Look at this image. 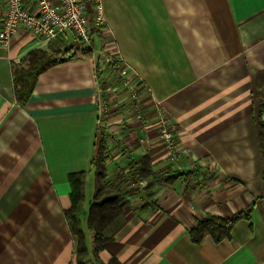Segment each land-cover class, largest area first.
I'll use <instances>...</instances> for the list:
<instances>
[{
	"label": "crops",
	"instance_id": "obj_1",
	"mask_svg": "<svg viewBox=\"0 0 264 264\" xmlns=\"http://www.w3.org/2000/svg\"><path fill=\"white\" fill-rule=\"evenodd\" d=\"M100 2L93 58L41 72L24 107L15 101L11 66L47 44L0 46V264H77L78 238L64 216L73 172H84L80 220L93 261L84 218L100 129L106 180L133 192L111 225L102 262L264 264V0ZM2 10L0 3V20ZM73 37L65 32L67 46L76 45ZM102 51L135 73L137 114H125L132 108L126 99L105 113L102 101L113 97L96 77ZM159 113L174 128L176 157L161 139ZM143 158L156 181L150 195L132 178ZM168 171L182 175L166 183ZM248 208L229 238L190 241L189 230L206 214L228 218Z\"/></svg>",
	"mask_w": 264,
	"mask_h": 264
},
{
	"label": "trees",
	"instance_id": "obj_2",
	"mask_svg": "<svg viewBox=\"0 0 264 264\" xmlns=\"http://www.w3.org/2000/svg\"><path fill=\"white\" fill-rule=\"evenodd\" d=\"M102 36V27L96 26L91 28L90 42L94 47L93 37ZM65 33L60 34L47 42L46 48L32 49L26 53V56L21 59L19 67L13 64L11 70V80L15 101L18 106L24 107L30 99L31 91L37 81V76L47 70L53 64H58L64 60L71 59H91L93 52L89 48L82 46L70 45L67 46L63 41ZM105 53V59L98 61L96 58L95 70L96 77L99 78V84L102 92H106L111 87L110 76H103V68L111 67L122 68L125 64L117 59L112 53ZM108 60V61H106ZM111 71V70H110ZM137 85H135L136 89ZM105 95V94H104ZM259 141L262 156H264V126L259 130ZM104 129L99 130L97 143L95 144V153L92 159L94 168V188L92 194V203L89 205L85 216V222L89 232L92 235V258L98 264H121L116 258L111 257L107 262H102L98 257L103 249V244L108 241L111 235H106L108 228L112 223L121 216L122 209L127 204V197L132 194L131 190L122 189L119 185L111 183L107 178L106 163L108 154H106ZM264 160V159H262ZM147 158L141 160L139 168L133 171V179H144L147 181L145 186L146 191L156 183L153 178L152 168L149 165ZM165 182L169 183L173 179H177L182 174L176 171H168ZM84 172H73L68 174L67 180L70 186L69 200L70 206L64 210L65 220L71 224V230L77 236V249L75 261L77 264H84L89 255V250L86 244V234L83 232V222L80 220L83 216V203L85 200L84 192ZM150 195L151 192L147 191ZM248 208L245 212L232 214L228 218L215 217L205 215L198 219L196 225L189 230L190 241L194 244H199L205 235H209L214 242H220L222 239L230 237V232L236 221L249 218Z\"/></svg>",
	"mask_w": 264,
	"mask_h": 264
},
{
	"label": "built area",
	"instance_id": "obj_3",
	"mask_svg": "<svg viewBox=\"0 0 264 264\" xmlns=\"http://www.w3.org/2000/svg\"><path fill=\"white\" fill-rule=\"evenodd\" d=\"M0 3L3 9L0 20V46L7 52L10 51L14 39L37 40L41 44H47L65 32H71L79 46L89 48L93 52L94 47L89 38L91 28L100 26L103 29L100 0H1ZM98 57V61H103V57ZM110 70L104 67V75L106 71L116 73L121 83L125 79L130 84L136 81L135 73L127 65L122 68L111 67ZM134 87L135 85L132 88L135 89ZM132 107L135 112L139 108L137 102ZM156 124L160 128L161 139L167 142L171 156L176 157L177 146L172 138L174 128L170 121L164 114L159 113ZM136 183L140 189L146 186L144 179H137Z\"/></svg>",
	"mask_w": 264,
	"mask_h": 264
},
{
	"label": "rangeland",
	"instance_id": "obj_4",
	"mask_svg": "<svg viewBox=\"0 0 264 264\" xmlns=\"http://www.w3.org/2000/svg\"><path fill=\"white\" fill-rule=\"evenodd\" d=\"M97 43L98 42H96V47L99 46ZM99 56H101L105 59V53L103 51L100 53ZM14 65H15V67H19L21 64H14ZM103 76H110V78H111L110 79L111 87L108 88L107 93H108V96L113 97V100L110 101L111 103H108L105 100L102 101L103 102V109H104L105 113H106V110L109 111L110 109L112 112V110L114 109V106H118L125 99L128 100L130 106H133V104H135L137 102V99H138L137 98L138 94L136 95L137 91L135 92L136 89L132 88L135 85V82L130 84V82L125 79L121 83L120 80L117 79L116 73L112 74V73H108L107 71L105 72V75H103ZM106 105H107V108H106ZM137 109H139V108H137ZM134 110L135 109H133V107L128 109V110L126 109L125 114L130 113V112H134ZM111 227L112 226H110L108 228V230H106L107 231L106 235L110 234L109 230L111 229ZM84 264H98V263L95 261V259H93L92 262L86 261Z\"/></svg>",
	"mask_w": 264,
	"mask_h": 264
}]
</instances>
